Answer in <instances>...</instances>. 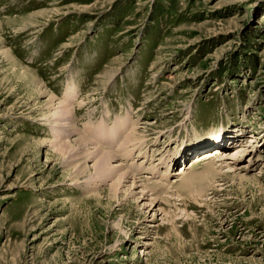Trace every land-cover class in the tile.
<instances>
[{"label":"rangeland","instance_id":"1","mask_svg":"<svg viewBox=\"0 0 264 264\" xmlns=\"http://www.w3.org/2000/svg\"><path fill=\"white\" fill-rule=\"evenodd\" d=\"M0 264H264V0H0Z\"/></svg>","mask_w":264,"mask_h":264},{"label":"bare ground","instance_id":"2","mask_svg":"<svg viewBox=\"0 0 264 264\" xmlns=\"http://www.w3.org/2000/svg\"><path fill=\"white\" fill-rule=\"evenodd\" d=\"M41 25V24H40ZM30 26H32V25H30ZM36 26H37V24H36ZM33 27V26H32ZM38 28V27H37ZM14 62V61H13ZM12 64V63H11ZM14 66V65H13ZM18 67V66H17ZM22 68V67H21ZM20 68V69H21ZM28 72V71H27ZM26 73V72H25ZM29 73V72H28ZM31 74L33 75V73L31 72ZM27 75V74H26ZM31 76V75H30ZM34 77V76H33ZM25 79V78H24ZM34 79V78H33ZM28 81H29V79H27ZM31 82V81H30ZM37 82H38V80H37ZM33 89V88H32ZM73 90V89H72ZM61 121H67L68 123H73V118H71V117H63L62 119H61ZM236 133H238V132H236ZM233 135V136H232ZM229 139L228 140H231V138L233 137V138H241V136L240 135H237L236 134V136H234V133L232 134L231 133V131H230V134H229ZM227 139V137H226V134H225V137L222 135V137H218V142H217V146L218 145H222V144H220V142L222 143L223 141H224V139ZM225 139V140H226ZM113 141V140H112ZM227 141V140H226ZM78 142H80V143H82L83 141H82V139H80ZM228 142V141H227ZM243 148L242 147H238V148H236L234 151H236L235 153H237L238 154V157H240L241 156V152H243V150H242ZM216 150V149H215ZM185 152V150H183V151H180L179 153H181V155H182V158L183 157H185L186 156V154L184 153ZM212 153V152H211ZM104 156H106V157H109V158H113L112 157V155L111 154H109V153H106V154H103ZM207 155V154H206ZM206 155H203V157L204 156H206ZM211 155V154H210ZM197 158V160L194 162V159H196ZM196 158H194L193 160H191V164H190V166H189V168H186V167H182L181 166V168H180V172H178L179 173V175L181 176L180 177V179L178 180V179H176V180H174L173 181V185L170 187V190H175V192L176 193H180V191H183L184 192V190L186 191V192H191V195H192V193H195V194H197V195H199V194H203L202 192H203V189H205L206 188V186H207V184H208V182H211L214 178H215V176H216V174H215V171H214V168H213V165H214V163H213V161L209 158V159H207V160H205V159H203L201 156L200 157H197L196 156ZM216 158H219V156H216ZM181 159V158H180ZM213 159V158H212ZM224 164V163H223ZM117 165V164H116ZM225 166V168H228V170L231 168V165H227V163L226 164H224ZM118 166V165H117ZM233 166V165H232ZM245 166H246V164H245ZM245 166H241L240 167V169H245L246 167ZM200 167V168H199ZM183 168V169H182ZM199 168V169H198ZM223 168V167H222ZM187 169H190L191 171L189 172V173H186V170ZM233 169V168H232ZM227 170V169H226ZM238 170V169H237ZM235 171V170H234ZM177 174V173H176ZM232 177V176H231ZM167 191H168V188L167 187H162V186H157V185H153V187H152V189L150 190V192H152V193H156V194H158V193H163V192H165V193H167ZM200 198V197H199Z\"/></svg>","mask_w":264,"mask_h":264}]
</instances>
